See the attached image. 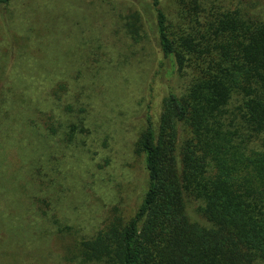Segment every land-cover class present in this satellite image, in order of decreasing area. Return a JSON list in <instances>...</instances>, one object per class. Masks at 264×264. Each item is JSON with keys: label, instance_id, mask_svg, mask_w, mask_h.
<instances>
[{"label": "trees", "instance_id": "trees-1", "mask_svg": "<svg viewBox=\"0 0 264 264\" xmlns=\"http://www.w3.org/2000/svg\"><path fill=\"white\" fill-rule=\"evenodd\" d=\"M225 2L174 0L168 15L151 0L120 16L123 34L149 37L158 66L184 84L169 85L157 118L138 130L145 184L133 208L113 207L89 236L57 213L63 178L34 144L85 145L80 91L57 84L47 110L0 106V236H48L66 264H264V13Z\"/></svg>", "mask_w": 264, "mask_h": 264}, {"label": "rangeland", "instance_id": "rangeland-1", "mask_svg": "<svg viewBox=\"0 0 264 264\" xmlns=\"http://www.w3.org/2000/svg\"><path fill=\"white\" fill-rule=\"evenodd\" d=\"M139 3L149 6L151 0H11L0 5V106L15 104L12 115L21 103L55 108L53 90L63 82L69 93L80 91L89 111L91 131L78 136L85 145L34 142L40 160L49 163L48 173L60 182L63 178V187L53 188L52 196H60L57 213L77 226L79 236L99 229L113 207L127 213L133 208L145 184L133 148L138 130L146 116L157 118L169 85L177 93L183 90L179 77L169 80L167 67L158 66L149 37L135 43L120 29V16ZM225 5L264 13V0H226ZM160 6L170 15L174 0H160ZM0 237V264H66L64 248L48 236L25 233L13 242L6 234Z\"/></svg>", "mask_w": 264, "mask_h": 264}]
</instances>
